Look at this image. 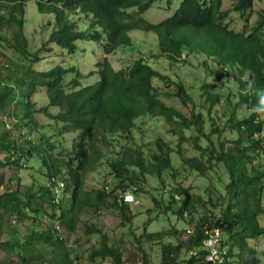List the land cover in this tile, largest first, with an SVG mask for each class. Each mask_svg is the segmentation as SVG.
Instances as JSON below:
<instances>
[{"label":"trees","instance_id":"1","mask_svg":"<svg viewBox=\"0 0 264 264\" xmlns=\"http://www.w3.org/2000/svg\"><path fill=\"white\" fill-rule=\"evenodd\" d=\"M29 1L35 3L38 13L52 16V23L47 20L43 25L52 29L36 49L24 31L25 4ZM156 1L0 0V48L9 49L15 58L5 64L7 67L0 65V154L5 158L0 160V251L13 257L7 262L0 260V264H84L66 244L62 227L73 232L80 213L97 211L104 204L103 191L95 192V202L81 194L91 166L105 159L108 175L117 181L110 195L125 191L126 185L140 191L145 175L162 180L167 172V176L177 178L171 154L179 159L180 168L209 177L207 200L196 201L188 189L173 182L171 200L176 195L181 202L176 217L193 226L192 234L174 228L164 235L144 233L135 241L138 251L140 239L173 236L178 244L167 242L162 247L161 262L173 264V256L184 249L197 253L188 254L186 264H204V252L200 250L203 231L215 227L227 237L233 259L232 250L236 248L240 257L248 251V264L255 263L246 241L264 238V226L257 221L264 214V118L251 112L256 96L249 92L247 81L264 88V12L257 14L253 28L245 34L228 28L230 11L221 10L222 0H178L171 16L151 23L143 15ZM162 1L166 6L172 3ZM253 1L232 0L230 10L246 22ZM136 31L153 34L158 50L148 57L138 53L129 64L114 69L109 57L115 52L134 54L129 50L131 33ZM78 42H82V49ZM87 44L93 68L82 73L75 58L84 49L83 56L89 57ZM55 47L69 59L52 66L51 56L43 59L40 54L48 56ZM193 56L198 59L197 67L204 65L218 85L225 81V85L236 86V91L225 86L227 91L223 93L202 82L199 102L195 103L188 86L181 80L174 82L176 91L166 96L176 98L183 106L190 105L187 118L160 101L153 81L169 80L152 66L151 57L179 69L191 66L189 59ZM185 74L198 81L193 72ZM40 89L44 104L31 99ZM35 113L44 115L49 126L38 123ZM149 122L176 135L175 145L172 147L162 133H152ZM67 133L75 134L69 151L54 155L57 148L51 139L56 138L63 146L62 134ZM184 143L191 145L193 157H185ZM11 153L20 157L12 160ZM31 158L42 163L44 181L22 185L18 174ZM219 166L227 181L221 176L211 180L213 175L209 173ZM5 168L15 172L11 171L9 180L2 172ZM58 184L62 186L56 201L53 191ZM60 191L64 192L63 201L58 199ZM212 191L217 194L214 199ZM153 203L166 211L159 202ZM199 204L205 210L203 214L198 213ZM113 207L118 209L121 226L131 221L126 204L114 201ZM207 207L220 208L219 215ZM185 213L187 218L183 217ZM85 233L99 235L100 239L98 247L85 258L88 264H103L105 259L110 264H126L123 253L108 245L100 229L85 226ZM134 256L132 253L129 260Z\"/></svg>","mask_w":264,"mask_h":264},{"label":"rangeland","instance_id":"2","mask_svg":"<svg viewBox=\"0 0 264 264\" xmlns=\"http://www.w3.org/2000/svg\"><path fill=\"white\" fill-rule=\"evenodd\" d=\"M178 3V0H172L171 5L166 6L164 1L157 0L152 8L143 15V18L148 22L158 23L171 16L178 6ZM231 3L232 0H222L221 4L222 11H230L228 16L226 17L228 28L237 33L244 32L245 34H247L254 26V22L257 19V14L259 12H264V0L253 1L251 10L246 14V22L244 21V18H240L238 14L233 13L230 10ZM25 5V36L27 37V39L31 36L29 40L34 44V47L36 49L41 45L42 42H44V40L47 38L48 33L52 29L51 27H43L47 20L52 23V16L38 13L36 10V5L32 1L27 2ZM131 36V38H133V43L130 48L131 50L129 51L134 54H120L118 52L113 53L109 57V59L114 69H118L121 68L122 65L129 64L130 60L134 58L136 54L138 55V53L146 55L148 57L150 55V52H156L158 50L156 45V37L153 34H146L136 31L132 32ZM152 38L154 39V43ZM143 40L145 41L144 43L142 42ZM152 43L153 46L148 47V44ZM154 45L156 49L154 48ZM77 46L78 48L82 49V42H78ZM86 47L88 49L87 55H89V57L85 58L83 56V54H85L84 49L82 52L80 51V55L78 54L75 58L76 65L77 67H79L82 73H88V71L93 68V64L91 63L93 56L91 55V50L88 44L86 45ZM0 52L2 54L0 56L1 66L9 64V61L15 60L12 52L9 49L0 48ZM64 53L65 52L63 50L55 47V51L53 53L49 54L48 56L45 53H41L40 57L43 59H48L49 56H51L49 65L53 66V63L55 64L57 61L61 63L64 60L69 59V57ZM189 60H191V66L188 65L186 67L177 69L176 67H170L165 60H156L151 57L152 66L156 70L160 71L162 75L167 76L169 80L167 82H163L157 79L153 81V86L158 89V92L161 94L159 97L160 101H162L166 106L172 107L181 112L187 118L190 117V105L188 104L186 106H183L176 98L166 96V94L172 95L174 94L173 92L176 91L174 82H177L179 80L183 81L188 86V92L190 91L191 94L194 95L193 98L195 103L199 102L198 88L199 84L202 82L206 83L209 88L215 90L223 91L226 86L229 87L230 91H236V86H233L232 84L225 85V81H222V85H218V83L214 81L215 79L213 80V78H211L209 74L205 72L204 65L200 63V66L197 67L198 59L194 58V56ZM154 62L156 63V65L154 64ZM187 72H193L198 81L196 83L193 82V77L185 74ZM214 75L219 76L218 74ZM225 91L227 90H224L223 93ZM31 99L37 101L41 100L44 104V93L40 89L37 92V96L32 97ZM218 110L221 113L220 108ZM34 117L36 118L38 123L42 125L47 124L46 126H49L48 119L44 115L35 113ZM220 119H217L216 122H219ZM159 125H162V123ZM148 128L152 133L157 132L165 135L164 139L169 140L168 142H170L172 147L175 145L177 137L176 135L163 132L162 129H159L160 127L151 125L150 122L148 123ZM74 136L75 134L71 133L62 134L63 146L57 143L56 138H52L50 143H55L57 148L54 155L59 156L65 154L64 151L68 152L69 148L67 147L72 142ZM181 146L184 150H186L185 157H193L195 155V152L191 149V145L189 143L181 144ZM59 151L60 153H57ZM0 160H5L4 156L1 154ZM171 161L175 166L177 165L176 179H172L171 177L167 176V172L163 174L162 180L158 179L156 176L145 175L144 183L139 187L141 188V190L137 191L136 193H133V191L130 190L131 187L126 185L125 191L129 190V193L132 194L134 201L127 205L132 218L131 221L129 223H125L124 226L120 225L118 209L116 207H113L114 201L118 205L120 203V199H114V196L116 197L115 192L111 193V195L109 194L110 191L114 188L117 181L115 180V178L108 175V168L105 164V159L102 160L101 164L91 166V169L88 170L87 175L84 178L85 180L83 187L81 188V194H83V197L85 199H88L90 202H95V192L103 191L106 182L110 180V190L109 192L106 191L108 193L105 194L104 204L97 211L94 209H88L84 213H80L78 224L73 232L68 231L66 227H62L66 244L73 248L74 252L78 255L79 258H81V261L84 264H88L85 258L91 250L98 247L100 240L99 235H86L85 226L90 225H93L96 228L100 229L101 234H104L107 237L108 245L113 246L118 251L123 253V262H125L126 264H164L163 262H161L162 247L168 245L167 242L172 243V245L178 244L177 238H174L173 236L167 237L166 235L162 236L161 239L150 241L146 240L145 238L140 239V252L138 251V246L135 243L136 239L141 237V235L144 233H162V235H164L171 228L176 229L178 232H182L188 229V222L176 217V212L179 210L181 202H179L178 196H174V200H171V197L173 195L171 189H173L174 183L181 185L184 189H188L190 194H192L194 198H196V201L201 200V202L203 203L207 200V193L210 191L208 185V176L207 178H205L199 176L197 173L190 172V170L187 168H180L178 163L179 159L174 154H171ZM41 164L42 163L40 161H35L34 158L28 160L26 167L18 174L21 179L22 185H28L34 180H38L40 183L44 181V179L42 178L44 171L41 167ZM216 166L217 165H215L214 168ZM39 170H41L42 174L39 173ZM11 171L15 174L14 170H10L9 168H5V170L2 171L6 180H9ZM211 175L213 176L211 177ZM209 176L211 177V180L216 179L217 176H221L223 179H225V181H227L226 175L221 166L210 172ZM216 188H219V186L217 185ZM217 192H219V190H217ZM211 193L212 199L217 197V194L215 192L212 191ZM219 195L224 196L222 192H219ZM58 199L59 201H63V191H60ZM153 200L159 202L162 206H165L166 211H163V207H155ZM200 204L198 207V213L203 214L205 210L200 207ZM262 205L264 206V196ZM207 209L219 215L220 208L217 207L216 209H212L207 207ZM257 221L260 226H264V214L258 216ZM5 238L6 235H3L1 240L4 241ZM246 246L253 251L252 258L255 259V263L253 264H264V238H260L257 241L247 240ZM232 252L234 254V264L249 263L250 258L247 254L248 251L247 253H243L241 257L238 255V250L236 248L233 249ZM132 253L135 254V256L134 258H132L133 261H130L129 259ZM188 257V253L184 249H182L176 255V257L173 256L172 259L175 260L173 264H186L184 260ZM11 259H13V257L9 255L7 251H0L1 261L7 262V260ZM99 260L100 259H97L96 262H98ZM103 264H110V260L105 259L103 261ZM168 264H170V262Z\"/></svg>","mask_w":264,"mask_h":264},{"label":"built area","instance_id":"3","mask_svg":"<svg viewBox=\"0 0 264 264\" xmlns=\"http://www.w3.org/2000/svg\"><path fill=\"white\" fill-rule=\"evenodd\" d=\"M11 159L13 160L15 157L19 158V153H11L10 154ZM20 162H22V159L20 158ZM61 184H58L56 188H54V194L56 196L57 201V194L58 189L61 188ZM130 200V197H124V201ZM193 232V226H190L186 233L188 235L192 234ZM204 234V241L202 244V250L204 252L203 254V263L204 264H234L235 262L233 259L229 256V251L227 246L225 245V240H223L221 231L218 228L215 227H208L205 228L203 231ZM191 256H197L196 250H191L188 253Z\"/></svg>","mask_w":264,"mask_h":264},{"label":"clouds","instance_id":"4","mask_svg":"<svg viewBox=\"0 0 264 264\" xmlns=\"http://www.w3.org/2000/svg\"><path fill=\"white\" fill-rule=\"evenodd\" d=\"M4 67H7V65H4ZM247 88H248V90H249L250 93H252V94H254L256 96V103L251 107V112L257 114L258 116H260L262 118H264V88L257 87L255 85L254 81H252V80H248L247 81ZM109 183H110V180H108L106 182L105 186H104V189L105 190L103 189V192H105V194H107L109 192V190H110ZM130 190L133 191V193H136L137 192L136 188L135 187H132V186H131V189ZM106 191H108V192H106ZM115 195H116V198L118 200L120 199L119 200L120 201L119 204H122L123 203V204L128 205V204H130V203H132L134 201V198H133L132 194L129 193V190L128 191L127 190L126 191H117L115 193ZM124 197H130V200L124 201ZM178 200H179V198H178ZM178 200H176V201H178ZM183 217L184 218H187L186 213L183 214ZM189 227H190V225L188 226V228ZM221 235H222L223 240H225V242H223V243H225V245L227 246L228 251H229V245H228L229 243H227L228 242V239L222 233H221ZM259 239L260 238H258L257 240H259ZM200 250H202V246H201Z\"/></svg>","mask_w":264,"mask_h":264},{"label":"bare ground","instance_id":"5","mask_svg":"<svg viewBox=\"0 0 264 264\" xmlns=\"http://www.w3.org/2000/svg\"><path fill=\"white\" fill-rule=\"evenodd\" d=\"M229 256L233 259V257L230 255V253H229ZM233 261H234V259H233Z\"/></svg>","mask_w":264,"mask_h":264}]
</instances>
